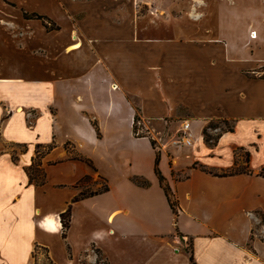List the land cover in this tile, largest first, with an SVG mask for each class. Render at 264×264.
Wrapping results in <instances>:
<instances>
[{"label":"crops","instance_id":"obj_1","mask_svg":"<svg viewBox=\"0 0 264 264\" xmlns=\"http://www.w3.org/2000/svg\"><path fill=\"white\" fill-rule=\"evenodd\" d=\"M224 1L212 36L207 0H0V264H264V0Z\"/></svg>","mask_w":264,"mask_h":264},{"label":"rangeland","instance_id":"obj_2","mask_svg":"<svg viewBox=\"0 0 264 264\" xmlns=\"http://www.w3.org/2000/svg\"><path fill=\"white\" fill-rule=\"evenodd\" d=\"M208 4H209V7L207 9V17H206V20H208L210 22V25H211V30H212V36H214V33H215V30H216V24H217V19H218V9L217 7L219 6L218 4H220L221 6H224V3L225 1L223 0H207ZM218 5V6H217ZM222 18V16H220ZM244 17V16H242ZM260 19V18H259ZM258 19V20H259ZM260 21H263L264 22V19H260ZM259 21V22H260ZM244 25H245V30H249L251 29L252 27H255V22L252 20V16H246V21H244ZM250 34L252 32H249ZM254 35L251 36L252 38H254L257 34L256 32L253 33ZM256 39H252L251 42H255ZM248 75L250 76H264V70H261L260 72H257V73H247ZM139 113V111H138ZM211 124H213V128H209L207 127L209 122L207 123V125L205 127H207V132L210 136L212 137H216L218 133H220V131L222 129H226L227 127L231 126L232 125V122L227 120L226 123L220 121V120H211L210 121ZM139 124H138V121H136V134H141V133H144V130H141L139 128ZM166 128V129H165ZM175 129L176 128H172V129H168V125H165L164 121L163 120H159L157 121V123H155V131L158 132H162V134H164V132H168V135L164 134V136H167V140L171 139L172 137L171 136V133H174L175 132ZM159 134V133H158ZM168 140V141H169ZM68 147L69 149H71L70 151L72 152V156H76V157H80L81 155L78 154L76 151L72 150V148L70 146H66ZM20 148V147H19ZM46 148H43V147H37L36 150H35V155L33 157V162L31 164V166H29L27 172H28V176L30 178V182L33 181V182H40L43 178V171H42V168L40 167V156L41 154L44 152ZM237 170H246L248 169L247 168V165L245 164V161L244 159L238 163V165L236 166ZM219 171V170H218ZM98 181V185L97 187L94 186V183H92L90 186L88 187H84L82 189V193H88V192H91V191H94L95 189H102L104 188L106 185V183H104V181H102L101 179H97ZM96 184V182H95ZM35 254H41V256H44V252L42 249H39V248H35V251H34V255ZM103 260L101 259L100 257V264Z\"/></svg>","mask_w":264,"mask_h":264},{"label":"trees","instance_id":"obj_3","mask_svg":"<svg viewBox=\"0 0 264 264\" xmlns=\"http://www.w3.org/2000/svg\"><path fill=\"white\" fill-rule=\"evenodd\" d=\"M23 15L25 17H35V18H39L43 25L45 26L46 29L48 30H52V29H57L58 26L53 22L51 21L49 18H47L46 16H43V15H38L36 13H26L24 12ZM264 77V76H262ZM139 119V116H138V108L136 107L135 108V113H134V116H133V127H132V130H133V133L136 134V121H138ZM220 121L226 123L227 120L225 119H221ZM209 128H213V124H211V122H209L208 126ZM207 127H204L203 130H202V136H203V140L208 143V144H214L216 139H217V136L216 137H212L208 134L207 132ZM229 130H232V125L227 127L226 129H222L221 131H229ZM152 145L154 144V141L152 139H150ZM80 159H82L86 164H88L89 166H92V162L90 159L88 158H85L83 156H80L79 157ZM157 163H158V154H156V157H155V167H154V170L159 178V181H160V185L163 187L164 189V192L167 196V199L170 203V206L174 208L175 206V203L171 197V193L168 191V188L166 186V184L164 183V178L163 176L160 174L159 170H158V167H157ZM237 165H234L231 166V167H228L226 169H222V170H213V169H205L203 168L204 170L208 171L209 173H212L213 175H218V176H226V175H232V174H236V173H250V170L249 169H246V170H237L235 169ZM258 175L260 176H263L264 177V165H262L259 169V171L257 172ZM132 180L134 183H136L137 185H140V186H146L149 184L148 180L142 176H133L132 177ZM107 186H105L104 188L102 189H106ZM93 193V191L91 192H88V194H91ZM81 195H84L86 193H80ZM259 216L261 218V220L264 222V214L262 213H259ZM69 220V208H67L64 212H62L60 214V221H61V227H62V235H64V232H65V229L68 227V221ZM189 260L191 261V264H195L194 263V260H193V256H192V251L190 250L189 251Z\"/></svg>","mask_w":264,"mask_h":264},{"label":"built area","instance_id":"obj_4","mask_svg":"<svg viewBox=\"0 0 264 264\" xmlns=\"http://www.w3.org/2000/svg\"><path fill=\"white\" fill-rule=\"evenodd\" d=\"M188 127H189L188 122L184 121L182 123V128H181V131H183L184 134L179 135L175 140H173L174 144H176L177 146H180L182 144L187 145L190 143V139L188 137V134H186V132H185L188 130Z\"/></svg>","mask_w":264,"mask_h":264},{"label":"bare ground","instance_id":"obj_5","mask_svg":"<svg viewBox=\"0 0 264 264\" xmlns=\"http://www.w3.org/2000/svg\"><path fill=\"white\" fill-rule=\"evenodd\" d=\"M20 109H18V111H19Z\"/></svg>","mask_w":264,"mask_h":264}]
</instances>
